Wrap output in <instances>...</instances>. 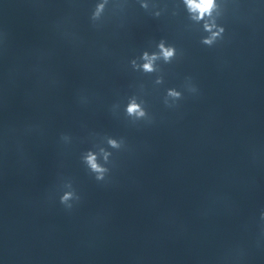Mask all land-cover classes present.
<instances>
[{"label":"water","instance_id":"95a60500","mask_svg":"<svg viewBox=\"0 0 264 264\" xmlns=\"http://www.w3.org/2000/svg\"><path fill=\"white\" fill-rule=\"evenodd\" d=\"M215 5L0 0V264H264V0Z\"/></svg>","mask_w":264,"mask_h":264},{"label":"clouds","instance_id":"9594fccd","mask_svg":"<svg viewBox=\"0 0 264 264\" xmlns=\"http://www.w3.org/2000/svg\"><path fill=\"white\" fill-rule=\"evenodd\" d=\"M185 3L187 4L189 11L194 14V18L197 20H203L206 16L211 17L212 13L216 7L215 0H185ZM204 27H205L206 31L211 33V35L208 38H205L203 41V43H205L207 45L213 44L215 39L220 35V33L223 32L222 28H220L219 31H213V28L216 27L214 24H207L206 23L204 25ZM160 47H161L162 54L166 60L171 58L174 55V50L164 48L163 44H161ZM155 58H156L155 56L149 57L145 53L144 59L147 61L143 65V68L145 71H151L152 70V61ZM169 95L173 96V97H179L180 93H178L176 91H170ZM127 111L129 113V115H136L138 117H142L145 115L144 111L140 108V106L135 104V103H131L128 106ZM109 143L113 147L118 146L116 144V141H114V140H110ZM85 161L88 164V166L91 168L92 171L100 174V175H97V179H103L102 173L104 172V169L101 168L97 164L96 156L90 152L85 157ZM69 198H70L69 194H65V196L62 197L61 202L63 203L65 200H67Z\"/></svg>","mask_w":264,"mask_h":264}]
</instances>
